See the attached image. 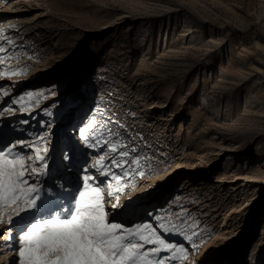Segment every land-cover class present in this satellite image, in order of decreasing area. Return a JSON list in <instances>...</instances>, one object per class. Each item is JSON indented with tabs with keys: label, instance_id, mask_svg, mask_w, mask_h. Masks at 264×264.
<instances>
[{
	"label": "rangeland",
	"instance_id": "374dc122",
	"mask_svg": "<svg viewBox=\"0 0 264 264\" xmlns=\"http://www.w3.org/2000/svg\"><path fill=\"white\" fill-rule=\"evenodd\" d=\"M0 30L12 41L0 57H13L0 63V128L47 134L58 199L86 165L107 181L90 166L119 141L154 175L120 197L130 210H112L105 187L110 221L183 245L169 264H264V0H0ZM19 230L0 236V264H20Z\"/></svg>",
	"mask_w": 264,
	"mask_h": 264
},
{
	"label": "snow or ice",
	"instance_id": "6c2138e0",
	"mask_svg": "<svg viewBox=\"0 0 264 264\" xmlns=\"http://www.w3.org/2000/svg\"><path fill=\"white\" fill-rule=\"evenodd\" d=\"M0 38L12 43L6 37ZM6 51L0 47V52ZM11 58L0 57V63ZM8 72L17 74L12 69ZM3 111L12 112L11 109ZM108 131L109 136H120L111 129ZM103 135L99 132L93 135L91 142L88 136H84V140L92 148ZM7 136L0 128V224L6 225L0 236H6L7 244L12 239L13 227H19L17 240L20 247L17 252L21 257L20 264H169L171 260L187 258L188 252L183 245L166 241L151 223L128 227L109 220L105 187L109 202L113 198L116 201L111 203L112 210H130L134 208L133 198L120 204V197L126 189L136 186L137 177L145 179L154 175L152 171H145L139 157L128 159L135 148L121 150L128 146L119 141L103 140L102 146H108L113 155L107 159L101 156L90 167L109 179L101 181L99 176L90 173L86 165L82 169L80 186L70 193V200H64L58 199L60 193L52 184L51 170L55 158L51 155L47 134L38 135L34 141L8 140ZM116 156L122 159L117 160ZM63 159L70 157L65 154ZM115 168L120 169L119 174L113 171ZM154 218L157 221L164 219L161 216ZM177 220L180 224L187 223L184 214H178ZM159 227L169 234L181 232L178 224L168 226L160 223ZM197 235L195 231L191 235L185 234V239L192 242L194 249L199 248L193 239ZM161 252L172 255L160 257ZM153 257L159 258L154 260Z\"/></svg>",
	"mask_w": 264,
	"mask_h": 264
}]
</instances>
